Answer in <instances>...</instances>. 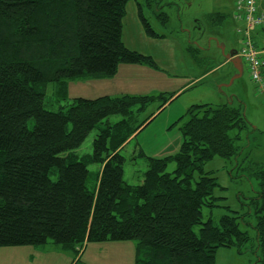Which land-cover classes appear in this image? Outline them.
<instances>
[{
  "label": "trees",
  "instance_id": "16d2710c",
  "mask_svg": "<svg viewBox=\"0 0 264 264\" xmlns=\"http://www.w3.org/2000/svg\"><path fill=\"white\" fill-rule=\"evenodd\" d=\"M163 1L144 0L138 7L149 38L163 36L143 7L157 6L155 18L165 25ZM128 2L0 0V248L50 240L78 256L89 243L136 241L135 264H214L218 248L250 244L256 264H264V167L250 159L240 134L231 135L246 128L241 107L191 106L178 152L146 157L139 185L124 181L120 150L150 122L153 114L141 121L138 114L154 98L105 95L45 109L49 84L57 86L53 96L59 101L73 79H112L121 64L157 69L151 57L122 43ZM187 51L198 63L200 50L192 45ZM249 77L264 104V77ZM93 130L91 153L78 155ZM213 157L233 163L231 170L258 185L253 197L242 198L240 210L225 208L218 226L202 217L216 203V178L204 170ZM171 163L175 169L167 172ZM92 165L97 168L90 172Z\"/></svg>",
  "mask_w": 264,
  "mask_h": 264
},
{
  "label": "rangeland",
  "instance_id": "374dc122",
  "mask_svg": "<svg viewBox=\"0 0 264 264\" xmlns=\"http://www.w3.org/2000/svg\"><path fill=\"white\" fill-rule=\"evenodd\" d=\"M231 2L164 0L160 10L168 17L165 25H159L155 18L157 6L153 4L147 10L143 7V15L152 29L163 36L152 39L145 35L138 18V7L144 5V0H129L122 20V43L133 52L151 57L157 69L121 64L112 79H73L68 81L65 99L59 101L53 96L57 86L49 84L45 109L57 111L74 99L93 100L105 95L112 98L121 95L154 98L146 111L138 114L139 121L153 114L150 122L120 150L125 158L124 181L139 185L146 171V157L160 159L178 152L183 140L181 127L188 119L184 115L191 106L209 104L219 107L231 103L233 108L241 107L247 121L246 128L240 132L235 129L231 135L240 134L241 146L246 145L250 149V159L264 167V104L261 97H257L244 65L240 64L238 68L228 59L232 50L239 51L241 47L240 36L235 32L241 23L231 20ZM221 15L224 20L219 27L220 21L216 17ZM190 45L200 50L196 56L200 64L188 53ZM119 119L111 117L110 121ZM95 133L93 130L76 150L78 155L91 153ZM224 161L213 157L204 167L205 172L216 178L218 185L213 191L215 207L202 210L203 221L210 219L214 226H218L219 219L228 213L226 207L240 210L242 198L253 197L258 190L255 181L243 179L240 172L231 170L233 163ZM96 168L92 165L89 171ZM174 169L175 164L171 163L167 172ZM93 181L90 176L88 185ZM247 231L252 239L254 233ZM137 247L136 241L89 243L77 256L71 251L61 250L49 240L42 246L1 247L0 264H135ZM256 253V248L252 249L250 244L241 250L218 248L214 264H256Z\"/></svg>",
  "mask_w": 264,
  "mask_h": 264
},
{
  "label": "built area",
  "instance_id": "2783aa9c",
  "mask_svg": "<svg viewBox=\"0 0 264 264\" xmlns=\"http://www.w3.org/2000/svg\"><path fill=\"white\" fill-rule=\"evenodd\" d=\"M256 2L257 0H236L232 16L235 21L244 24L243 29L237 30L242 37V48L237 57L246 65L251 78L260 82L261 75L264 77V48L261 51L255 50L250 38L251 31L264 29V13L258 11Z\"/></svg>",
  "mask_w": 264,
  "mask_h": 264
},
{
  "label": "crops",
  "instance_id": "0c3cea01",
  "mask_svg": "<svg viewBox=\"0 0 264 264\" xmlns=\"http://www.w3.org/2000/svg\"><path fill=\"white\" fill-rule=\"evenodd\" d=\"M236 0H232L231 2V5L232 7L230 8V17H231V20L233 19L232 18V14H233V8H234V3H235ZM256 6H257V9L260 11V12H263L264 13V0H257L256 2ZM222 21L224 20V16L222 17L221 19ZM219 22L220 24L222 23ZM234 21V20H233ZM236 22V21H234ZM237 23V22H236ZM219 27H221L219 25ZM237 28H244V25H242V23L240 25H237L236 28H235V32H236V29ZM251 39H252V43L254 44V47L256 48H263L264 47V30H259V31H253L251 33ZM231 52H235V51H231ZM230 54V53H229ZM231 62V61H230ZM255 90V89H254ZM258 97V96H257ZM262 101V100H261Z\"/></svg>",
  "mask_w": 264,
  "mask_h": 264
},
{
  "label": "water",
  "instance_id": "95a60500",
  "mask_svg": "<svg viewBox=\"0 0 264 264\" xmlns=\"http://www.w3.org/2000/svg\"><path fill=\"white\" fill-rule=\"evenodd\" d=\"M236 54V52H230V54H229V56L230 57H232V56H234ZM234 63L238 66V68H239V66H240V62H239V59L238 58H235L234 59Z\"/></svg>",
  "mask_w": 264,
  "mask_h": 264
},
{
  "label": "bare ground",
  "instance_id": "6f19581e",
  "mask_svg": "<svg viewBox=\"0 0 264 264\" xmlns=\"http://www.w3.org/2000/svg\"><path fill=\"white\" fill-rule=\"evenodd\" d=\"M259 96V95H258ZM260 97V96H259Z\"/></svg>",
  "mask_w": 264,
  "mask_h": 264
}]
</instances>
